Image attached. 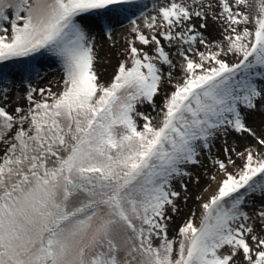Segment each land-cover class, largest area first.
I'll return each instance as SVG.
<instances>
[{"label": "snow or ice", "instance_id": "obj_1", "mask_svg": "<svg viewBox=\"0 0 264 264\" xmlns=\"http://www.w3.org/2000/svg\"><path fill=\"white\" fill-rule=\"evenodd\" d=\"M0 264H264V0H0Z\"/></svg>", "mask_w": 264, "mask_h": 264}, {"label": "rangeland", "instance_id": "obj_2", "mask_svg": "<svg viewBox=\"0 0 264 264\" xmlns=\"http://www.w3.org/2000/svg\"><path fill=\"white\" fill-rule=\"evenodd\" d=\"M124 24L127 23V21H124L123 22ZM115 39L118 40V41H121L122 42V39H123V35H122V31L119 27V25H117V32H116V35H115ZM109 50V46L107 44H105V49L101 51L100 55L101 57H104L105 56V52ZM110 62L107 63V64H102L100 67L101 68H107V71L103 73V77L104 79H107L109 74L111 73L112 71V67L113 65L115 64L116 60H115V57H110ZM202 185H203V182H202ZM191 204L192 202L190 201L189 202V207H191Z\"/></svg>", "mask_w": 264, "mask_h": 264}]
</instances>
